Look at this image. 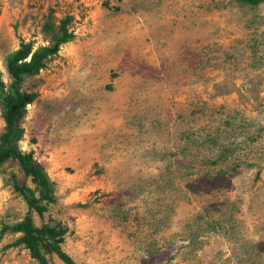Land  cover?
Here are the masks:
<instances>
[{"label": "rangeland", "instance_id": "374dc122", "mask_svg": "<svg viewBox=\"0 0 264 264\" xmlns=\"http://www.w3.org/2000/svg\"><path fill=\"white\" fill-rule=\"evenodd\" d=\"M53 16L74 38L19 85V147L56 196L35 225L67 227L76 264H264V1L0 0L6 86ZM13 175L34 187L0 167V264H38L3 229L28 210Z\"/></svg>", "mask_w": 264, "mask_h": 264}, {"label": "trees", "instance_id": "16d2710c", "mask_svg": "<svg viewBox=\"0 0 264 264\" xmlns=\"http://www.w3.org/2000/svg\"><path fill=\"white\" fill-rule=\"evenodd\" d=\"M257 5L264 0H241ZM54 16L43 23L42 30L51 33V43L33 49L32 42H20L18 49L6 55V70L10 82L6 86L1 78L0 71V111L5 122V130L0 134V167L10 160L16 161L21 167L24 176L30 177L34 187L27 183H18L14 178V187L24 198L28 210L24 218L18 223L4 225L5 231L20 233L14 245L23 244L38 264H50L47 256L57 255L65 264H76L65 251L61 243L67 227L61 224L49 225L43 223L35 225L32 213L40 217L47 209L49 202L56 201L52 182L44 167L33 157V152H24L19 147L24 129L21 125L26 114V105L31 103L35 93L22 91L19 87L25 74H34L43 67V61L50 55L56 54L61 44L71 41L74 33L68 28L71 16H65L57 21ZM46 203H43V202ZM53 264V263H52Z\"/></svg>", "mask_w": 264, "mask_h": 264}]
</instances>
